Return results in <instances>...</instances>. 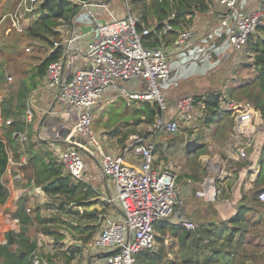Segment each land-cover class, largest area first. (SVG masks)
Here are the masks:
<instances>
[{
    "label": "trees",
    "instance_id": "1",
    "mask_svg": "<svg viewBox=\"0 0 264 264\" xmlns=\"http://www.w3.org/2000/svg\"><path fill=\"white\" fill-rule=\"evenodd\" d=\"M80 1L89 0H38L41 15L22 32L13 30L16 34L15 39L6 47L8 51L15 53L18 45L27 41L33 49L43 52L44 57L27 69L28 76L19 78L18 87L12 89L9 95L0 101V204H4L9 197L3 176L10 161L22 174L16 182L24 189L16 200L15 209L9 214L17 223L18 230H8L5 233V241L0 243V264H35L34 259L38 261L36 264H71L74 260L79 261L83 258L84 247L99 230L100 221L107 211L104 208L86 209L94 202L91 200L97 197L98 192L87 182L75 178L67 171L47 140L38 138L35 130L28 132V123L24 119L28 94L42 84L48 63L58 58L62 52L61 47L52 52L48 50L59 38V28L64 24L69 25L78 13ZM132 1L138 12L137 29L141 30L142 27L150 29L149 33L142 37L143 45L157 48L173 44L178 33L189 29L196 15L208 12L214 0ZM17 3L18 0H0V23L5 19L10 22L8 15L15 10ZM165 23L170 26V30H164ZM221 36L225 39V33ZM244 47L251 58L249 63L252 69H247L251 74L237 87L226 88L225 94L229 99L242 100L250 104L256 116L264 120V25L257 27L248 36ZM9 76L0 62V82L7 80ZM193 96L199 109L204 112L205 110L216 112L223 93L209 92L206 95ZM136 102L138 107L133 109L132 114L136 119L135 124L143 122L151 125L155 117L161 113L158 103L147 100ZM122 117L116 115L114 118L123 119ZM202 119L205 124V115ZM25 131L26 140H20L19 134ZM112 132L116 135L119 129ZM132 132L135 131L128 130L119 142L123 145L125 138ZM258 160L260 176L264 177V144ZM32 187L40 188L52 199L57 211L54 217H43L38 206L34 209L29 207L32 198L29 189ZM261 189L253 191L247 201L244 198L236 213L225 222L230 227L225 230L224 241L219 242L222 234L218 228L211 230L199 225L194 230H187L166 228L163 223L155 222L154 226L160 232L155 239L161 246L156 251H140L136 258L137 264H255L260 258H263L264 264V252L259 255L256 252L260 243H255L254 238L246 237L249 232L248 225L256 228L258 224L260 229L255 237H264V217L250 220L247 215L250 209L264 211V202L258 200ZM31 211L34 212L33 215ZM56 222L62 223L58 224L57 228L65 229L73 243L62 245L63 249L56 250L54 254L39 253L37 241L31 237L30 229L38 224L42 234L64 244L63 239L66 237L64 233L55 229L53 223ZM167 234L178 238L183 251L179 259L167 258L164 245ZM205 252L208 254L206 257Z\"/></svg>",
    "mask_w": 264,
    "mask_h": 264
},
{
    "label": "built area",
    "instance_id": "2",
    "mask_svg": "<svg viewBox=\"0 0 264 264\" xmlns=\"http://www.w3.org/2000/svg\"><path fill=\"white\" fill-rule=\"evenodd\" d=\"M37 1L18 0L15 10L8 15L13 30H24L23 14L33 12ZM214 1L227 11L221 23L228 29L227 46L240 51L248 36L264 25V0L250 12L242 14L238 12L240 0ZM125 2L129 4V0ZM79 4V9L94 5L90 1H80ZM89 16L93 21L91 29H71L60 41L53 42L48 51L61 47L62 52L48 63L44 76L46 87L55 92V97L65 104L67 113L75 117L72 127L75 135L90 132L94 109L110 90L129 100L158 103L161 113L150 125L153 134L166 132L175 135L181 122L191 123L197 116L201 119L204 117L205 112L195 104L193 95L180 97L175 103L177 115L169 117L159 85L173 69L170 60L176 54L175 50L191 47L195 40L193 31H180L173 46L151 48L142 43V37L150 29L142 27L138 30L137 17L130 13L123 18L110 14L111 18L107 21H100L93 13ZM164 30H170L167 23ZM116 80L133 82L136 88L117 86ZM228 106L236 108L237 104L228 102ZM244 107L246 110L250 105L244 103ZM250 131L249 123L242 121L241 134L248 135ZM71 142L68 148L60 151L58 159L75 178L83 180L85 164L75 140ZM156 146L155 140L144 141L142 137L134 136V141L125 148L124 153L131 150L138 159L135 164L127 163L124 153H102L100 156L101 173L113 183L118 214L104 215L101 219L100 228L90 243L91 250L96 254L91 256L88 264H137L140 251L155 247L154 224L174 213L178 198L176 172L163 169L156 173L153 170ZM238 153L240 157L245 156L244 146L240 147ZM195 194L206 202H215L219 194L215 178L204 179ZM258 200L264 202V188L259 191ZM109 201L112 202L111 199ZM178 216L180 225L189 230L196 228V224L184 218L180 212ZM37 262L34 259V263Z\"/></svg>",
    "mask_w": 264,
    "mask_h": 264
},
{
    "label": "rangeland",
    "instance_id": "3",
    "mask_svg": "<svg viewBox=\"0 0 264 264\" xmlns=\"http://www.w3.org/2000/svg\"><path fill=\"white\" fill-rule=\"evenodd\" d=\"M120 4L123 6L125 13L130 12L132 15L138 17V12L135 9L132 0H129L128 5L126 4L125 0H120ZM38 5L39 2H36L34 4L35 10H33V12L23 14L24 30L29 25H31L38 16L41 15V12L38 10ZM215 5L216 3L212 1L211 8L208 12L196 15L193 19L191 27L188 29L196 33L197 37L195 42H192L191 46L194 43V45L199 46V49L201 50L196 51L189 48L188 51L178 50L177 56H173L174 58H172V60H174L170 62L171 64L179 63L177 64V68L181 72L187 71L189 66H195L198 69H201V73H197L198 76L195 78H192L191 75L184 78L176 76V85H170L167 91H163L164 98L167 103V115L169 117L175 116L173 113L174 105L180 97L194 94L204 95L206 91H209V89H205L206 85H210V83H208L209 80H218L220 78L223 79L229 77L232 78L233 75L238 76L236 73L238 70L235 69V65H237V63H249L251 61V58L248 57L245 47H243L240 51H234L229 46L225 45L224 47H221L220 50H217L215 46H217L221 41L214 40L213 38L214 43H211L212 38H210L211 36H209V34H211L210 32H212L217 25V21L213 20V17L215 14L222 15V12L212 14V11L215 9ZM82 13L86 15V12L83 11L79 12L78 14ZM72 22L80 23L78 19L72 20ZM71 26V24H64V26H61L59 28L60 36L56 41H60L62 36L70 32ZM15 36V32L10 27V22H8L6 19L2 21L0 23V62H2V66L4 69H6V74L10 76L7 78V80L0 82L1 100L5 96L7 97L12 89H16L18 87L19 78H26V76H28V73L26 72L27 69L38 63V61L44 57L43 52L37 50L36 48L33 49L27 41L20 43L18 45V49L15 50V53L8 51L6 47L13 41V39H15ZM205 38L207 40L209 39V42H205ZM9 59L11 60L9 61ZM205 63H219V66L205 73ZM250 74L251 72L246 71L245 78ZM167 84V78L159 83L160 88L168 86ZM116 85H124L130 89V87L133 86V82L116 80ZM219 87L220 86H217V84H213V88L210 90H217ZM111 91L112 90H110L109 93ZM55 99V92L46 87L44 78L42 84L38 88L32 90L27 96V106L24 119L25 122L28 123V132L29 130H35L37 132V137L40 139H47V135L40 128L41 124L47 119H50L51 116H53L57 111L58 104ZM100 105L101 106H98L92 115V121L89 126L90 132L87 135H76L75 145L77 146V149L85 164L83 181L87 182L98 192L97 197L91 201L95 200V203L98 207H104V209H107V211L104 212V215L115 214L117 199H115L116 195L114 192V187H112L113 185L109 178H105V183L109 189L107 193V189L103 181L104 178L101 177L95 162L99 160L102 153H111L113 155L121 154L123 152V148L129 147V145L134 141V136L142 137L144 141L155 140L158 142L162 141L171 143V148L166 151V156L164 155V159L162 161L160 157L163 155L160 151H156L154 159L157 160L162 170L170 169L176 172L177 186H179L178 179L183 175V169H185V167L194 168V165H197L199 162H201V159L205 164V124L204 120L198 118V116L196 117V120L191 123L181 122V126L175 135H171L166 132L153 134L150 131V125H147L143 122L135 124L136 119L132 117V114L133 109L138 107V102L129 100L123 95H118L114 101H108L107 99H104ZM62 106H65V104L63 103ZM116 115L123 116V119L114 118ZM71 122L75 123L73 120ZM71 122V127H73L74 123ZM38 124H40V127H38ZM117 128L119 129V132L118 134L114 135L112 131ZM128 130H134L135 132L129 133L122 145L119 142V139H122ZM19 136L20 140L25 141L27 138L26 131L22 134H19ZM71 143L72 142L69 139H66L65 142L60 143L56 149H53L54 154L58 157L60 151L68 148ZM186 146H188L189 149L194 153L186 156L184 154ZM183 159H185L184 162L182 161ZM256 190L257 189H254L253 191ZM253 191L251 192L250 197ZM31 195L32 198L29 202V207L31 209H34V207L38 206L40 214L43 217H54V214H56L57 211L55 206L52 204V199L48 198L47 196L39 197L35 195L33 191ZM110 199L112 202L109 201ZM7 201L9 202V198ZM6 205L7 206L1 207L0 210V240H3V235H5L7 230H14L17 228L16 223L9 215L10 211L14 210V207L11 205V202L10 204L6 203ZM116 213L118 214L117 211ZM31 214L33 215L34 212L31 211ZM249 219L251 220L254 218ZM70 220L72 221L73 218H70ZM53 224L55 229L64 233L66 237L63 239L64 244H60L59 241L54 240L51 236L42 234L39 231L40 227L38 224H35V226L30 229V235L37 241L39 253L44 252L54 254L56 250L63 249L62 245L65 246L73 243L70 234L67 233L65 229L57 228L58 224L62 225L61 222H56ZM259 229V224L256 228H251V226L248 225L249 232L246 236L247 238H254L255 243H260V247L256 249L258 255L264 252V244H262L264 243V237H255L256 232ZM154 234L155 236L160 235V232L156 230L155 226ZM165 238L168 242L166 247L167 251L171 253L167 255L168 257H171V245L173 243V238L172 235L169 234H167ZM84 257L85 256L80 259L81 262L84 261ZM255 264H263V258L258 259Z\"/></svg>",
    "mask_w": 264,
    "mask_h": 264
},
{
    "label": "crops",
    "instance_id": "4",
    "mask_svg": "<svg viewBox=\"0 0 264 264\" xmlns=\"http://www.w3.org/2000/svg\"><path fill=\"white\" fill-rule=\"evenodd\" d=\"M89 1L94 5L79 9L78 13L83 11L86 12V15L84 13H77L72 20L78 19L80 23L71 21V29L85 31L91 29L93 21L89 16L90 13L97 15L100 21L109 20L111 18L110 14L116 18H123L126 17L128 13H130H125L123 6L120 4V0ZM261 1L262 0H240L238 12L241 14L250 12ZM215 3V9L213 10L214 12L212 11V14L222 12V15H214L213 20L217 21V25L215 26L213 31L210 32L211 34H209V36H211L210 38H212L211 43H214V40L221 41L217 46H215L217 50H220L221 47L227 45L226 35L228 29L221 24L223 17L225 16L227 11L217 2ZM101 5H103L104 7H101ZM130 14L132 15V13ZM217 31H219L220 33ZM222 33H225V39L222 38ZM196 38L197 37L195 33V39ZM206 41L209 42V39L207 40L205 38V42ZM193 42H195V40H193ZM199 48V46H196L193 43V45L189 49L200 51L201 49ZM189 49H186L184 51H188ZM175 53V55L177 56V49L175 50ZM173 60L171 59L170 61ZM177 64L179 63L171 64L173 69L167 78L168 86L161 88L162 91H167L170 85H176V76L184 78L191 75L192 78H195L196 76H198L197 73H201V69H198L195 66H189L187 71L181 72L177 68ZM218 66L219 63H205V73L214 68H217ZM235 66V69L238 70L236 71L238 76L233 75L232 78L229 77L223 79L220 78L218 80H209L208 83H210V85L208 84L205 86V89H209V91L205 92V95L209 92L223 93V96L219 101V108L216 110V112L205 110V164L201 159V162H199L197 165H194V168L185 167V169H183V175L178 179V198L177 203L175 204L174 213L171 216L158 221L160 223H163L166 228H185L178 222V212H180L184 218L196 223V226L203 225L205 226V228L211 230L215 228L220 229L222 237H220L221 240L219 239V242L224 241L223 238L226 235L225 230L227 229V227H230V225L226 224L225 222L236 213L240 203L244 201L243 199L245 198L246 201L250 199V194L254 189L264 188V177L260 176V164L258 160L262 146L264 144V120L256 116V114L252 112L254 111V108L250 104V108L245 110V101L229 99L227 94H225L226 88L232 86L237 87L239 84H242V82L245 81V73L246 71H249L247 69H251L252 65L251 63H237V65ZM213 84H217V86L220 87L217 90H210L211 88H213ZM133 88L135 89L136 87L133 86ZM116 96H118L116 92H111L106 95L105 99H107L108 101H114ZM55 101L58 104L57 111L53 116H51L50 119H47L45 122H43L40 128L47 135V139L43 140H47L49 146L52 149H56L60 143L65 142L66 139H69V136L65 137L62 135L63 129L65 127L64 125H68L71 127L70 122L72 120L75 121V117L72 114H68L66 111V107L62 106L63 102L57 98L55 99ZM228 102L236 103L237 107L230 108L228 106ZM97 108L98 106L94 109V112ZM176 111L177 110L175 104L173 109V113L175 114V116L177 115ZM242 117L244 118V120L242 119ZM242 121H244L245 123L248 122L249 126L251 127V131L248 135L241 134ZM38 127H40V124H38ZM156 142V151L162 152L163 155L162 157H160L162 161L164 159V155L166 156V151L171 148V143L162 141ZM243 146L245 149V156L240 157L238 151L240 147ZM125 148L126 147L123 148V152L121 154L124 153ZM156 151L154 153V158ZM192 153L194 152L190 150L188 146H186L184 154L187 156ZM154 158L152 166L153 170L157 173L160 172L162 168H160L161 166ZM21 160L23 162L24 158H22ZM124 160L130 164H135L138 161L137 157L133 155L131 150L124 153ZM182 161L184 162L185 159H183ZM95 164L100 172L101 177L104 178L99 167V160H97ZM21 175L22 174L18 171L16 165L10 161L3 176V182L9 191V202L6 201L4 204H0V210L1 207L7 206L6 203L10 204V202L15 209L16 200L24 191V189L20 187L19 183L16 182L21 177ZM208 177L215 178V185L219 190V194L215 202H206L195 194V191L198 189L200 182ZM103 181L108 193L109 189L107 187V184L105 183V178L103 179ZM32 191L39 197L46 196L38 187L30 188L29 193L32 194ZM93 208L101 210L104 207H98L94 200V202L91 205L87 206L86 209ZM115 215H117L116 212ZM247 215L249 218L264 217V211L250 209ZM16 226L18 228L17 223ZM17 228L14 230L17 231ZM95 235L93 236V238L95 237ZM172 238V255L171 257H168L167 255V258L172 259V257H177L179 259V257L183 254V251L179 244L177 236H172ZM2 239L3 240H0V243H3L5 241L4 235ZM92 239L83 249L82 255L85 256L84 261L81 262L79 260L78 262L74 260L71 264H88L91 256L96 254L93 252V250H91L90 247ZM167 243V239L165 238L164 245H166V247ZM160 246L161 243L156 241L155 239V247L150 251H156ZM165 252L167 254H171L167 251V248H165ZM207 255L208 254H206L205 252V257Z\"/></svg>",
    "mask_w": 264,
    "mask_h": 264
},
{
    "label": "water",
    "instance_id": "5",
    "mask_svg": "<svg viewBox=\"0 0 264 264\" xmlns=\"http://www.w3.org/2000/svg\"><path fill=\"white\" fill-rule=\"evenodd\" d=\"M57 120H59V119H57ZM64 126L65 127L63 129L62 135L65 136V137L69 136V140L70 141H74L76 139V135H75L73 129L70 126H68V125H64Z\"/></svg>",
    "mask_w": 264,
    "mask_h": 264
}]
</instances>
